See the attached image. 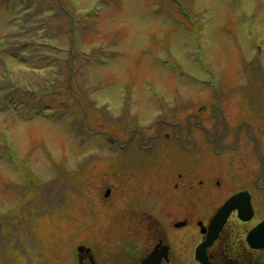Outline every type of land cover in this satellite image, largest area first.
Listing matches in <instances>:
<instances>
[{"label":"rangeland","instance_id":"obj_1","mask_svg":"<svg viewBox=\"0 0 264 264\" xmlns=\"http://www.w3.org/2000/svg\"><path fill=\"white\" fill-rule=\"evenodd\" d=\"M29 1L0 0V264L112 244L121 193L208 214L263 185L264 0Z\"/></svg>","mask_w":264,"mask_h":264},{"label":"flooded vegetation","instance_id":"obj_2","mask_svg":"<svg viewBox=\"0 0 264 264\" xmlns=\"http://www.w3.org/2000/svg\"><path fill=\"white\" fill-rule=\"evenodd\" d=\"M256 143L254 159L259 165L256 179L263 180V185L256 186L252 192L248 188H242L234 193H250L252 216L250 220H244L238 210H233L214 241L208 242L203 251L200 247L207 240L212 218L221 206L208 214L206 211L201 213L197 203L192 204L197 206L196 213L180 211L177 204L174 210H169L167 205L163 211L160 208L163 205L160 204L164 198L162 194L156 198V204H153L151 197L145 192L137 190L121 193L117 190L123 196V201L135 200V203L119 205V210L113 211L107 218L122 220L126 217L130 223L125 219L117 224L118 227L128 228L123 229L122 233L119 230L112 244L106 242L104 236L83 237L78 246L82 245L84 249L76 254L72 264H202L201 255L206 256L210 264H264V246L253 247L248 241L250 231L264 221V154L259 148L260 141ZM247 159L243 161V170L247 171L237 173L244 177V185L249 175ZM217 186L220 187V183ZM181 188L177 186L179 191H182ZM109 189L112 194L114 188ZM255 192L259 193L257 197ZM183 197L182 191L177 194L176 200H184ZM146 233H150V237ZM141 237L145 238L140 241Z\"/></svg>","mask_w":264,"mask_h":264},{"label":"water","instance_id":"obj_3","mask_svg":"<svg viewBox=\"0 0 264 264\" xmlns=\"http://www.w3.org/2000/svg\"><path fill=\"white\" fill-rule=\"evenodd\" d=\"M232 203H233V199L230 200V201L224 206V209L222 208V210L219 212V214H218L217 217H216L217 220H220V219L223 220V219H225V217H226L227 213L229 212V210H231V208H234L235 206H238V205H232ZM229 208H230V209H229ZM225 209H228V211H225ZM222 217H223V218H222ZM219 227H220V226H217V224H216V222H215V224L213 225V228L216 229V230H218ZM255 233H257V229L255 230V232H254V234L252 235V237L255 236ZM79 250L82 251V250H83V247H80ZM204 263H205V262H204Z\"/></svg>","mask_w":264,"mask_h":264},{"label":"trees","instance_id":"obj_4","mask_svg":"<svg viewBox=\"0 0 264 264\" xmlns=\"http://www.w3.org/2000/svg\"><path fill=\"white\" fill-rule=\"evenodd\" d=\"M27 3L29 4V5H31V3H30V1L28 2V0H27ZM22 4H24V6L26 5V0H23V2H22ZM28 5V6H29ZM21 6V5H20ZM21 9H22V13L25 11V9H23V7H21ZM39 28V27H38ZM51 38V37H50ZM49 38V39H50ZM37 44H40L41 46L40 47H44V46H49L52 50L54 49V50H58L57 49V47H56V45H54V44H52V43H40V42H38ZM84 55V54H83ZM47 56V55H46ZM38 69H35L34 68V71H37ZM17 103V102H16ZM19 104V103H18Z\"/></svg>","mask_w":264,"mask_h":264}]
</instances>
